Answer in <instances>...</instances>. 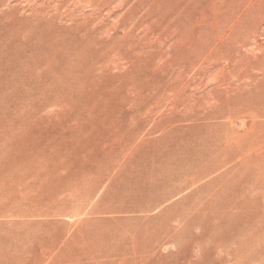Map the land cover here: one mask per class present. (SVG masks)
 <instances>
[{"label":"rangeland","instance_id":"obj_1","mask_svg":"<svg viewBox=\"0 0 264 264\" xmlns=\"http://www.w3.org/2000/svg\"><path fill=\"white\" fill-rule=\"evenodd\" d=\"M263 250L264 0H0V264Z\"/></svg>","mask_w":264,"mask_h":264},{"label":"bare ground","instance_id":"obj_2","mask_svg":"<svg viewBox=\"0 0 264 264\" xmlns=\"http://www.w3.org/2000/svg\"><path fill=\"white\" fill-rule=\"evenodd\" d=\"M262 222V221H261ZM255 228V227H254ZM257 228V227H256ZM255 230V229H254ZM244 239V238H243ZM249 239V238H248ZM248 241V240H247ZM222 242V241H221ZM245 242V241H244ZM252 242H254V241H252ZM248 243V242H247ZM262 243V242H261ZM235 244V243H234ZM246 244V243H245ZM253 244V243H252ZM257 244V243H256ZM234 246V245H233ZM234 248V247H233ZM230 249V248H229ZM251 249H252V247H251ZM254 249V248H253ZM252 249V250H253ZM260 250V249H259ZM262 250V249H261ZM264 251V250H263ZM237 249H235L233 252H230V254L231 255H237ZM252 252V251H251ZM247 253V252H246ZM261 254H260V252L259 251H253V253H252V256H254V257H259ZM227 256H225V258H226ZM262 257V256H261ZM247 260V259H246ZM260 260H261V258H260ZM231 261H232V259H231ZM255 264V262L253 263V262H249V264Z\"/></svg>","mask_w":264,"mask_h":264}]
</instances>
